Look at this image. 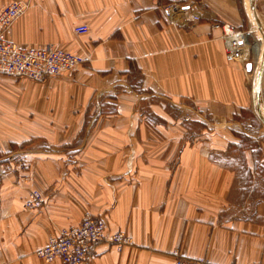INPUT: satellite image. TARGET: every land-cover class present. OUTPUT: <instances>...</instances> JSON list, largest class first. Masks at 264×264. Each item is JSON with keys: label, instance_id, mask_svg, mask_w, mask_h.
<instances>
[{"label": "crops", "instance_id": "crops-1", "mask_svg": "<svg viewBox=\"0 0 264 264\" xmlns=\"http://www.w3.org/2000/svg\"><path fill=\"white\" fill-rule=\"evenodd\" d=\"M169 3L189 19L166 17ZM214 21L257 30L264 61V0H31L7 37L22 48L51 43L81 63L40 82L0 74V151L28 144L27 179L17 166L0 178V264H46L33 251L84 212L132 242L117 252L101 241L86 264H174V249L184 260L264 264V191L253 180L240 190L228 165L208 159L217 150L191 143L200 140L183 114L191 103L250 99V76L225 62ZM79 24L86 33L74 32ZM30 189L42 208L23 209Z\"/></svg>", "mask_w": 264, "mask_h": 264}, {"label": "rangeland", "instance_id": "rangeland-1", "mask_svg": "<svg viewBox=\"0 0 264 264\" xmlns=\"http://www.w3.org/2000/svg\"><path fill=\"white\" fill-rule=\"evenodd\" d=\"M11 1L13 0L10 1L7 0V3L5 5H7ZM23 1H25L27 5L24 6L21 13H23L31 3V0H23ZM11 23H9V25L6 26L5 35ZM239 29L242 31L245 30L250 32L248 36L249 43L246 44V46H244L242 58H240L237 61H231V62L226 61L225 58L224 60L227 63H233V62L240 63L245 67V70L247 71V75L250 76L246 81L247 89L250 94V99L248 101V104H246L244 107L229 108V109H225V108L200 109L199 105L194 107V104L191 103L189 108L188 107L184 108L185 112H183V110L175 109V108L165 109V111L167 112L168 115L172 117H178L183 112V114H186V119L191 118L194 120L192 121V124L187 127V129L191 127L190 131H192L193 134H196L197 140H200V142H191V143H198L199 144L198 146L201 148L212 149L214 151L217 150L214 153H212V156L208 157V159L214 160L215 163L222 162L228 165L230 167L229 173L231 175H234L235 180L237 181L241 180L242 182L240 190H243L245 184L247 188H249V186H252L253 185L252 180H253L257 182L260 189L264 191V75L260 76L259 74L260 69L264 67V61L258 60L259 52L258 55L257 52L256 53L254 52L255 45H258V42L256 40L257 30L254 29L252 30L251 27L245 29L242 28ZM253 39L256 42L255 45L253 44ZM222 40H223V57H224L226 48H225V40L223 39V37ZM254 66H256L257 69H253ZM36 82H40V81H36ZM5 109H9V108H5ZM4 111L9 112V110H4ZM10 111L12 113V110ZM143 113L147 115L146 111ZM214 116L227 117V120H225V123L223 122L222 124H220V122L214 121ZM219 139H222V141H220ZM26 142L27 141H24L18 144L17 141L15 142L16 148H14V143H13L11 146V150L9 149L5 152L0 151V178H2L3 175H8V171H13L14 170L13 168L17 166L21 170L20 172H18V174H20L19 175L20 178L23 180L27 179L28 174L25 172L26 170L25 166L27 165V163L24 160L25 153L23 152L24 148L28 145ZM180 143L182 145L183 142ZM204 143H206L207 146H205ZM14 149L16 150L20 149V151L13 153ZM221 150H225V151L221 153L219 152ZM28 191L26 193V196L24 197L23 209L38 210L42 208L43 196L38 206L28 207L25 205ZM263 194L264 192L260 193V195ZM83 219H88L93 224H101L102 222H104L105 235L104 237H101V239H99L98 241L96 242L94 241L95 243L92 242L89 244V246L85 251V256L82 258L80 264H86L88 257L93 255L94 247L101 241L106 242V244H108L109 246L114 247V249L117 252L122 251V249L125 246H129L132 244V242L129 241L128 243L124 244L119 250L114 246V244H118V241L113 239L109 240V236L111 233L116 231H109L107 229L106 221H103L105 219L104 215H96L90 212H84L76 224L79 225ZM65 227H61V228H65ZM61 228H59L56 231V234L53 235L55 236L54 238H58L59 235L57 234ZM69 236L73 240L72 244L77 245V243H79V238L76 237L74 234H70ZM51 237L48 238L45 244H47V242ZM63 242H64L63 239L60 240L56 244V246L61 245ZM45 244H43L42 246H44ZM42 246L36 248L33 251L35 257L39 258L46 264H52L54 261H57V264H61L59 260V258L61 259V255L63 256L61 252L60 253L58 252L60 254L57 256L58 258H55L50 262L45 261L41 256V249L43 248ZM172 254L175 257V260L181 259L183 261V264H196V262L194 261L199 260L201 258L200 257L193 260H184L179 255V252L176 249L172 251ZM8 264L10 263L8 262Z\"/></svg>", "mask_w": 264, "mask_h": 264}, {"label": "built area", "instance_id": "built-area-1", "mask_svg": "<svg viewBox=\"0 0 264 264\" xmlns=\"http://www.w3.org/2000/svg\"><path fill=\"white\" fill-rule=\"evenodd\" d=\"M25 5L27 3L23 0H13L0 10V74L17 78L25 77L33 81H43L48 77L63 75L73 70L81 63V58L77 54L61 49L51 43L41 47L24 49L15 46L14 42L6 37V26L22 12ZM163 12L166 17L181 15V17L186 16L183 17L186 20L189 19L187 18L185 6L177 3L165 5ZM190 19L197 21L199 17L193 15ZM211 26L212 28L219 29L225 40V60L231 62L242 58L244 46L249 43L248 36L250 32L242 31L234 24L221 21H215ZM87 30L88 27L84 24L74 27V32L77 34L86 33ZM255 43L253 39V44L255 45ZM41 198L42 195L39 190L30 189L25 205L28 207L38 206ZM70 234H74L79 238L77 245L72 244L73 240L70 238ZM57 235H59L58 238H54L55 236H53L47 244L42 246L41 256L43 259L50 262L58 258L57 256L61 252L63 254V256L61 255V259L59 258L61 264H80L89 244L104 237L105 223L93 224L90 220L83 219L79 225L61 228ZM62 239L64 242L56 246ZM111 239L118 241V244H114L118 250L130 241L129 237L122 231L111 233L109 240ZM194 262L196 264H218L207 258H200ZM175 264H183V261L176 259Z\"/></svg>", "mask_w": 264, "mask_h": 264}, {"label": "bare ground", "instance_id": "bare-ground-1", "mask_svg": "<svg viewBox=\"0 0 264 264\" xmlns=\"http://www.w3.org/2000/svg\"><path fill=\"white\" fill-rule=\"evenodd\" d=\"M254 49H255V51H254ZM253 49V51L256 53L257 52V55H258V52H259V46L258 45H256L255 46V48ZM125 235H127L124 231H122ZM128 236V235H127ZM129 237V239H130V241H131V238H130V236H128ZM174 264H175V261H174Z\"/></svg>", "mask_w": 264, "mask_h": 264}, {"label": "water", "instance_id": "water-1", "mask_svg": "<svg viewBox=\"0 0 264 264\" xmlns=\"http://www.w3.org/2000/svg\"><path fill=\"white\" fill-rule=\"evenodd\" d=\"M248 67V66H247Z\"/></svg>", "mask_w": 264, "mask_h": 264}]
</instances>
